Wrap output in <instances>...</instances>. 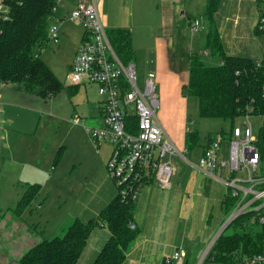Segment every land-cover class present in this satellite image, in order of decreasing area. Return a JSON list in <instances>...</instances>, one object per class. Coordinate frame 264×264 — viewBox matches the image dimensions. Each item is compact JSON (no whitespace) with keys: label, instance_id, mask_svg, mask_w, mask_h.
Instances as JSON below:
<instances>
[{"label":"rangeland","instance_id":"obj_1","mask_svg":"<svg viewBox=\"0 0 264 264\" xmlns=\"http://www.w3.org/2000/svg\"><path fill=\"white\" fill-rule=\"evenodd\" d=\"M197 2L198 0L191 1L192 5L196 4L194 7H191L190 4L189 10H194ZM191 13L200 18L198 32L194 34L202 35V22L205 20V15H199L194 11ZM228 22L232 23L233 20L230 19ZM57 27H59V23ZM251 28L252 33L249 37L246 35L242 38L236 37L234 42L241 45L258 44L259 40L253 34L254 28ZM192 38L193 34L187 36V47L192 42ZM249 38H252V40L250 41ZM178 45L180 47L183 46L182 39H178ZM40 51L41 58L45 64L51 66L50 68L55 71V75L61 83L63 85L66 83H68L67 85H71L65 76L68 71L66 61L69 60L71 43L66 42L62 44L59 34L57 43L48 40L40 48ZM203 60L206 64H215L219 61L216 56ZM155 91L159 99L160 91L157 82L155 83ZM183 94L184 97L186 96L188 120L191 121V128L197 129L200 135L198 145L202 144L203 140H205L207 132H210L209 135L211 136L217 133L228 132V120L199 117L196 97L187 94L186 91H183ZM0 96L2 99V103H0V154L6 155L7 150L11 152L2 170L5 177L8 178V184L0 171V258L10 255L11 260L9 264H11L13 261L12 257L18 259L19 255L17 253L21 251L19 248L26 246L27 242V236L22 237L23 231L21 230L19 219L11 211L25 187L24 184L26 182L31 184L32 182H37L40 185L37 197L33 200V206L31 205L27 208L26 213H24V218L28 223H37L40 228L36 229L40 231L37 233L27 226L26 232L31 234L28 239L30 246L40 237L41 233H44L47 237H54L55 233L58 232L57 229L68 223L71 218L69 214H72L74 210L81 211L83 209V202L87 200L88 191L91 189L92 172L99 169L97 176L104 175V168L99 166L102 164L107 147H105L103 142H100L103 149L98 153L95 152L96 144L83 127V125L96 126L98 124L93 116H89L94 115L96 112L94 104L98 94L94 91L93 87H86L85 89L84 86H80L73 96H69L64 89L56 95L44 99L38 95L31 97V95L20 91L17 92L4 86L0 88ZM249 106L251 105H247L246 108ZM159 110L157 108L158 115ZM74 117H78V123L72 121ZM251 119L255 129L260 126L264 117L253 116ZM212 131L217 132L211 133ZM207 143L208 140L204 147ZM6 144L8 145L7 150L4 148ZM59 146L62 147L61 157L54 163V154ZM225 146L226 141L223 140L221 147ZM193 148L196 149L197 145ZM36 150L37 156L32 157L30 155L31 152ZM171 161L176 166V171L169 179L170 188L169 190L163 189L155 184V190L153 191L154 202L163 198V196L166 199L171 198L173 194L175 195L179 191H182L185 180L188 178V172L190 170L198 172L195 166H187L185 160L178 155H172ZM80 162L82 163L81 166L79 165ZM51 164L54 165L52 169H50ZM78 166L80 171H74L73 178L69 179L72 169H76ZM94 180L96 181V179ZM196 198L197 196L195 195H185L183 205H186L188 200L192 201V205L190 204L185 207L188 209L187 211L183 206L180 209L183 212L179 215V218L187 213L190 216L188 227L181 239L182 228L180 227V223L183 226L187 221V216H183L181 221L177 220V226H174L173 238L171 239L172 244L170 246H167L166 240H161L165 236L153 235L155 231L153 227L155 218L153 217L154 212L152 209L144 211L146 235L147 237H154V241L151 242L147 239L141 246V251L150 250V256L156 258L155 264H159L160 259L157 258V255L160 252L168 253L172 250L171 246L176 244L181 245L180 247L185 250L187 264H218L207 255L201 262L200 260L206 246L220 231L224 234H230L236 229V226L234 228L233 225L224 229V223L232 210L230 208L224 210L223 206L220 207L219 202L214 200L208 209L211 214L206 213L204 216H201ZM38 200L43 201L42 207H40L41 205L38 206ZM197 210L199 214L194 221H191V214ZM208 217L209 221H207ZM25 219H23L22 224H24ZM11 222L14 223L12 224ZM161 226H163L162 220L158 224V227ZM204 226H207V229ZM27 248L29 247H25L24 251ZM22 254L23 252L20 256ZM13 262H17V260ZM232 264H242V261L240 258H236Z\"/></svg>","mask_w":264,"mask_h":264},{"label":"crops","instance_id":"obj_2","mask_svg":"<svg viewBox=\"0 0 264 264\" xmlns=\"http://www.w3.org/2000/svg\"><path fill=\"white\" fill-rule=\"evenodd\" d=\"M191 1L193 2L195 0H96V2H98L100 16L102 17L106 30L110 27H124L132 33V47L135 53L133 63L135 64L136 74L139 82L141 83L142 79L148 71L155 72L156 82L157 85L159 84L160 91V97L158 99V108L160 110L159 115L157 114L156 110V121L161 125L163 133L171 140H173L175 145L179 149H182L185 146L184 135L186 130H195L198 133L197 129L191 128V121L188 120L186 96H183L184 94L182 90V86L185 85L188 79V57L191 53L195 52L198 54L200 53L202 60L208 57L213 58L209 55L210 52L205 48L204 45L205 34L208 27L206 18L202 22V35H195L194 32L189 29V23L193 19H199L200 23V18L196 17V15H193L191 12L194 11L199 15L203 14L207 0H198L196 7L192 11L189 10ZM76 2L77 0H59V5L54 13V18L59 22L58 34H60L61 43H71L69 60L66 61V64H68V70L71 66L70 62L75 55L78 49L77 47L81 42L84 34L80 24H76L75 22L67 18L69 11L77 4ZM195 4H191V7H194ZM263 4L264 0L219 1L217 9L213 13L214 24L216 29L218 30L222 44H224L225 50L228 54L231 53L252 58H260L262 53L261 38L260 36L254 34V29L253 34L259 40L257 42L258 44L253 43L241 45L235 43L234 39L236 37L242 38L244 35L249 37V35L252 33L251 27L254 28L258 20L259 9ZM230 19L233 20L232 23L228 22ZM190 34H193V38L192 42L189 43V47H187L186 39ZM178 39L183 40V46L180 47L178 45ZM249 39L250 41L252 40V38ZM52 71L55 74V71L53 69ZM67 84L68 83L64 85ZM4 86L17 92H23L21 90H17L12 83L0 81V88H3ZM80 86H84L85 89L86 87H93L94 91H96L97 93V86L95 84H79L77 90ZM26 94L31 95L29 93ZM75 94L76 93H74V95ZM97 94L98 97L94 104L96 112L94 115L89 116H93L98 123L96 126H100L102 124L100 108L101 96L99 93ZM32 96L34 95H31V97ZM0 103H2L1 96ZM214 132L217 131H212L211 133ZM209 133L210 132H207V134ZM207 134L202 144L197 145L196 149L192 148L187 153L188 155L185 160L187 166H195L198 157L201 155L203 151L202 149L207 141ZM198 136L200 140V135L198 134ZM94 142L96 144L95 152L97 153L101 149H103L100 142H103V144H105V147H107L106 153H104L102 164L99 166L104 168V175L97 176L99 169L92 172V182L90 183L91 189L88 191L87 200L83 202V209L81 211L74 210L72 214H69L71 215V218L69 219L68 223L60 226L57 229L58 232L55 233V235L63 234L68 224L75 218L85 220L91 216L96 215L98 209L105 203H107L110 199H112L113 195L117 191L115 183H113V181L110 179L105 168V163L111 154L110 152L112 143H110L109 141ZM4 148L5 150H7L8 145L6 144ZM6 152V155L0 154V171L4 175V179L8 184V178L5 177L4 171H2L4 169L5 161L9 159L11 155V152H9L8 150ZM36 154L37 150L31 152L30 155H32V157H36ZM81 164L82 163L80 162L79 165L81 166ZM53 166L54 165L51 164L50 169H52ZM76 170L78 172L80 171L79 166L76 169H72V173L69 179L73 178V172ZM94 179H96V181ZM179 182L182 184L181 181ZM26 184L31 183L26 182L24 185ZM155 184L156 182L154 181H152L151 183H145L139 191L138 199L136 201V209L134 211V225L139 228V234L131 242L129 248L127 249L125 261L122 264L156 263V258L150 256V250H147L145 252L141 251V246L146 242L147 239H149L151 242L154 241V237H147L144 228V224L146 222L144 211L146 209H152V211L154 212L153 217L155 218V221L153 227L155 231L153 232V235L165 236V238H162L161 240H166L165 242H167V246H170V244H172L171 239L173 238L174 226H177V220L179 219L181 221V218L183 216H187V221L184 223V225L181 226L180 223V227L182 228L181 239L186 233L188 227V219L190 216L186 213L183 214L181 218H179V215L183 212L180 211V209L183 206L185 208L187 207V205H192V201H189L188 199V203L186 205H183L185 195L197 196L196 202L198 204L199 211H201V216H204L206 213H210L208 209L214 200L218 201L221 207V202L225 196V187L220 180H216L205 175L204 173L202 174L200 172H196L195 170H190L188 172V178L185 180L183 190L179 191L175 195L173 194L171 198L166 199V197L163 196V198L154 202L153 191L155 190ZM169 188L170 186L164 189L169 190ZM21 195L22 193L19 195V197ZM42 203V200H38V206L41 205L40 207H42L44 204ZM33 204L31 205L33 206ZM185 210L187 211L188 209L185 208ZM199 211L197 210L191 214V221H194L196 219ZM24 213H26V210L23 211L20 216H17L13 213L14 216L19 219L20 227L23 231L22 237L24 238V236H27V242L25 244L26 246L19 248L21 249L20 253H17L19 256L22 252H24L25 247H30L32 245L31 244L29 246L28 244V239L31 234L26 232L27 226L31 227L33 231L37 233L40 232L36 230L40 229L37 223H28L26 221V219L24 218ZM23 219H25V225L22 224ZM161 220L163 226L158 227V224ZM207 221H209V217L207 218ZM204 227H206L207 229V226ZM108 235V229H106L104 226H100L99 228L93 230V232L89 235L84 251L79 256L76 264H90L94 260L93 258L99 252L104 241L108 238ZM41 237L51 238L47 237L44 233H41L40 237L36 239L35 242H37ZM175 246L181 245L176 244L171 246L172 250L170 252H160V254L157 255V258H159L162 262L163 259L167 258V256L172 253ZM10 260V255L5 256V258H0V264H9ZM12 260L14 261L17 259H15V257H12ZM160 261L158 262L159 264L161 263Z\"/></svg>","mask_w":264,"mask_h":264},{"label":"trees","instance_id":"obj_3","mask_svg":"<svg viewBox=\"0 0 264 264\" xmlns=\"http://www.w3.org/2000/svg\"><path fill=\"white\" fill-rule=\"evenodd\" d=\"M5 1L10 8L5 17L0 16V81L12 83L17 90L44 99L64 89L68 95H74L78 85H63L40 57V48L48 41L46 29L56 0ZM219 1L207 0L203 15L208 24L205 48L220 62L206 64L200 54L191 53L188 57V79L182 90L196 97L199 117L228 120L229 132L247 105L252 106L253 115H264V28L254 26V34L260 36L262 43L260 58L228 54L214 24L213 13ZM106 32L120 62H133L132 33L124 27H110ZM130 120L135 123L134 117H130ZM257 134L258 144L262 145L264 126L258 129ZM184 136L185 148L189 152L198 145L199 136L197 131L190 129L186 130ZM207 138L209 141L211 135L208 134ZM61 153L62 147H59L54 163L60 159ZM144 182L151 183L152 179ZM25 186L11 209L17 216L31 206L40 190L38 183ZM224 195L221 207L227 210L233 199ZM135 209L136 200L122 198L116 191L96 215L85 220L73 219L61 235L41 237L19 256L17 262L76 264L89 235L96 228L104 226L108 229V238L90 264H122L127 249L139 234V228L129 226L134 223ZM231 225L236 229L230 234L221 232L208 251L207 256L218 264H232L236 258L251 257L263 248L264 225L249 223L246 215L234 218L228 224ZM160 264L172 263L163 259Z\"/></svg>","mask_w":264,"mask_h":264},{"label":"built area","instance_id":"obj_4","mask_svg":"<svg viewBox=\"0 0 264 264\" xmlns=\"http://www.w3.org/2000/svg\"><path fill=\"white\" fill-rule=\"evenodd\" d=\"M58 1L46 29L48 40L54 43L59 40V22L54 18ZM76 3L67 18L80 24L84 34L66 79L71 85L90 83L97 86L101 96L102 124L96 127L84 125V128L94 141L112 143L111 154L105 163L107 173L122 198L137 201L139 191L148 179L163 189L168 188L169 179L176 171L172 155L186 160L187 151L179 149L156 121L155 72L148 71L140 83L135 64H123L117 57L100 16L98 2L77 0ZM9 8L5 0H0L1 17L8 14ZM198 25L199 19H194L189 23V29L195 33ZM255 26L264 28V4L259 9ZM253 116L252 106H249L229 132L212 135L195 164L198 172L220 180L225 187L224 194L233 199L224 229L240 215H246L249 223L264 225V139L262 145L258 144L257 134L264 126V120L254 129ZM130 117H134L135 123ZM72 121L78 123L79 119L74 117ZM223 140L225 147H221ZM129 226L134 227V223ZM221 232L206 246L200 262ZM262 239V250L241 259L242 264H264V233ZM165 259L172 264H187L186 252L180 246Z\"/></svg>","mask_w":264,"mask_h":264},{"label":"water","instance_id":"obj_5","mask_svg":"<svg viewBox=\"0 0 264 264\" xmlns=\"http://www.w3.org/2000/svg\"><path fill=\"white\" fill-rule=\"evenodd\" d=\"M11 264H19V262H12ZM184 264H186V263H184Z\"/></svg>","mask_w":264,"mask_h":264}]
</instances>
